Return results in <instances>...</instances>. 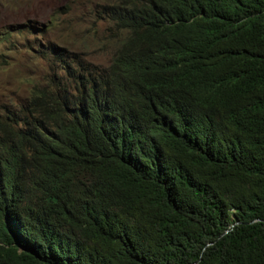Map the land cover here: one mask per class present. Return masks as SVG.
<instances>
[{
	"label": "trees",
	"instance_id": "obj_1",
	"mask_svg": "<svg viewBox=\"0 0 264 264\" xmlns=\"http://www.w3.org/2000/svg\"><path fill=\"white\" fill-rule=\"evenodd\" d=\"M96 19L105 66L39 45L0 112V264H264V0Z\"/></svg>",
	"mask_w": 264,
	"mask_h": 264
},
{
	"label": "rangeland",
	"instance_id": "obj_2",
	"mask_svg": "<svg viewBox=\"0 0 264 264\" xmlns=\"http://www.w3.org/2000/svg\"><path fill=\"white\" fill-rule=\"evenodd\" d=\"M116 1L0 0V112L27 99L46 71L39 45L43 50L52 43L92 66H105L113 47L102 40L105 26L96 15ZM65 6L71 11L64 13Z\"/></svg>",
	"mask_w": 264,
	"mask_h": 264
},
{
	"label": "clouds",
	"instance_id": "obj_3",
	"mask_svg": "<svg viewBox=\"0 0 264 264\" xmlns=\"http://www.w3.org/2000/svg\"><path fill=\"white\" fill-rule=\"evenodd\" d=\"M67 7V6H66ZM69 8V7H68ZM66 11V9L64 10V13H68V12H70L71 11V8H69V11H67V12H65Z\"/></svg>",
	"mask_w": 264,
	"mask_h": 264
}]
</instances>
